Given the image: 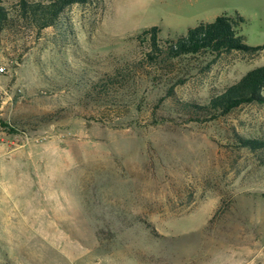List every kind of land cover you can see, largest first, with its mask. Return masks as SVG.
Instances as JSON below:
<instances>
[{"label": "rangeland", "instance_id": "rangeland-1", "mask_svg": "<svg viewBox=\"0 0 264 264\" xmlns=\"http://www.w3.org/2000/svg\"><path fill=\"white\" fill-rule=\"evenodd\" d=\"M222 15L263 50L149 62L136 40ZM261 66L264 0H94L0 30V264H264V147L245 143L264 102L183 110Z\"/></svg>", "mask_w": 264, "mask_h": 264}, {"label": "trees", "instance_id": "trees-1", "mask_svg": "<svg viewBox=\"0 0 264 264\" xmlns=\"http://www.w3.org/2000/svg\"><path fill=\"white\" fill-rule=\"evenodd\" d=\"M94 0H16L0 4V30L26 28L38 33L58 27L66 11L75 5H90ZM242 17L226 15L213 22H202L184 36L177 39L164 38L157 26L145 28L136 37L138 43L146 48L149 62L171 61L186 55L209 53L214 56L234 51L259 52L263 47H251L239 33ZM264 66L249 71L237 83L227 87L224 92L213 96L207 103H185L184 111L193 116H211L210 120L228 115L244 104L264 102ZM196 114V115H195ZM251 149L264 147L257 140H247Z\"/></svg>", "mask_w": 264, "mask_h": 264}, {"label": "built area", "instance_id": "built-area-1", "mask_svg": "<svg viewBox=\"0 0 264 264\" xmlns=\"http://www.w3.org/2000/svg\"><path fill=\"white\" fill-rule=\"evenodd\" d=\"M5 72V68L4 67H0V74Z\"/></svg>", "mask_w": 264, "mask_h": 264}]
</instances>
